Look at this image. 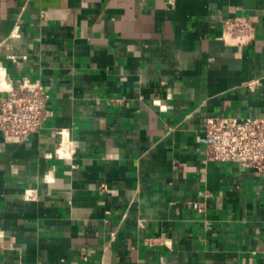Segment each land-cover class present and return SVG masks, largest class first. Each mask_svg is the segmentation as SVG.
Instances as JSON below:
<instances>
[{"label":"crops","instance_id":"crops-1","mask_svg":"<svg viewBox=\"0 0 264 264\" xmlns=\"http://www.w3.org/2000/svg\"><path fill=\"white\" fill-rule=\"evenodd\" d=\"M0 72L49 94L0 129V264H264V178L204 130L264 117V0H0Z\"/></svg>","mask_w":264,"mask_h":264},{"label":"built area","instance_id":"built-area-1","mask_svg":"<svg viewBox=\"0 0 264 264\" xmlns=\"http://www.w3.org/2000/svg\"><path fill=\"white\" fill-rule=\"evenodd\" d=\"M255 27L245 16L224 21L223 39L237 46L247 45L255 35ZM0 129L8 141L22 142L41 126L42 114L49 94L40 81H26L17 88L7 83L0 72ZM206 155L213 161H235L251 167L264 178V117L243 120L222 116L207 117L204 121Z\"/></svg>","mask_w":264,"mask_h":264}]
</instances>
